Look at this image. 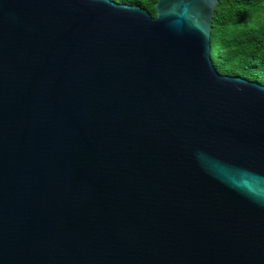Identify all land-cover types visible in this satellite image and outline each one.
Masks as SVG:
<instances>
[{
  "label": "water",
  "instance_id": "obj_1",
  "mask_svg": "<svg viewBox=\"0 0 264 264\" xmlns=\"http://www.w3.org/2000/svg\"><path fill=\"white\" fill-rule=\"evenodd\" d=\"M218 0H0V264H264V85L219 74Z\"/></svg>",
  "mask_w": 264,
  "mask_h": 264
},
{
  "label": "trees",
  "instance_id": "obj_2",
  "mask_svg": "<svg viewBox=\"0 0 264 264\" xmlns=\"http://www.w3.org/2000/svg\"><path fill=\"white\" fill-rule=\"evenodd\" d=\"M155 16L157 0H112ZM216 71L264 85V0H218L210 33Z\"/></svg>",
  "mask_w": 264,
  "mask_h": 264
}]
</instances>
